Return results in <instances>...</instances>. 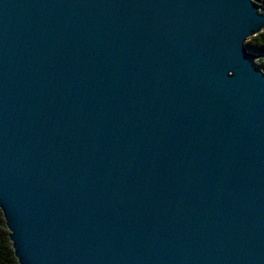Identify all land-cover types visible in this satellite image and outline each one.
<instances>
[{
  "label": "water",
  "instance_id": "95a60500",
  "mask_svg": "<svg viewBox=\"0 0 264 264\" xmlns=\"http://www.w3.org/2000/svg\"><path fill=\"white\" fill-rule=\"evenodd\" d=\"M255 0H0V208L20 264H264Z\"/></svg>",
  "mask_w": 264,
  "mask_h": 264
},
{
  "label": "trees",
  "instance_id": "16d2710c",
  "mask_svg": "<svg viewBox=\"0 0 264 264\" xmlns=\"http://www.w3.org/2000/svg\"><path fill=\"white\" fill-rule=\"evenodd\" d=\"M256 4L264 11V0H255ZM247 46L255 52H264V31L249 38ZM264 68V62L259 63ZM6 219L0 208V264H20L13 247Z\"/></svg>",
  "mask_w": 264,
  "mask_h": 264
},
{
  "label": "rangeland",
  "instance_id": "374dc122",
  "mask_svg": "<svg viewBox=\"0 0 264 264\" xmlns=\"http://www.w3.org/2000/svg\"><path fill=\"white\" fill-rule=\"evenodd\" d=\"M258 62H259V63H260V62H264V57L261 58V59H259ZM262 69L264 70V68H262Z\"/></svg>",
  "mask_w": 264,
  "mask_h": 264
}]
</instances>
